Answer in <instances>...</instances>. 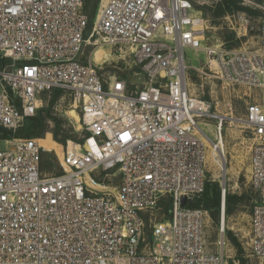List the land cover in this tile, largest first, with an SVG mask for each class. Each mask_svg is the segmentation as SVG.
<instances>
[{"label":"built area","instance_id":"built-area-1","mask_svg":"<svg viewBox=\"0 0 264 264\" xmlns=\"http://www.w3.org/2000/svg\"><path fill=\"white\" fill-rule=\"evenodd\" d=\"M85 6L86 0H0V140L6 144L0 264L226 263L227 182H220L217 251L207 245L209 212L188 207L206 190L213 152L220 170L227 168L219 152L226 161L228 119L212 115L209 103L190 91L188 49L205 51L211 73L248 98L240 120L254 142L248 245L264 264V22L255 50L208 47L210 21L192 0H107L93 29ZM96 36L129 51L141 85L106 77L84 60ZM56 90L69 95L88 136L80 151L63 147L57 155L63 172L53 175L43 169L47 150L38 138L11 133ZM211 119L217 120L213 137L202 128ZM102 174L118 176L120 185L107 186ZM164 200L171 217L157 223Z\"/></svg>","mask_w":264,"mask_h":264},{"label":"rangeland","instance_id":"rangeland-1","mask_svg":"<svg viewBox=\"0 0 264 264\" xmlns=\"http://www.w3.org/2000/svg\"><path fill=\"white\" fill-rule=\"evenodd\" d=\"M102 1L104 0H99L96 6L97 0H88L91 29L94 28L97 22ZM192 1L196 9L202 11L203 15L210 21V31L207 35L205 46L215 47L228 42H234L232 48L235 49L255 50L259 47L261 28L264 22V0H235L239 2L238 5L243 9L226 14L220 18H215L218 12L216 6L224 0ZM94 10L95 13H92ZM240 17L245 18L246 22L242 24L239 19ZM224 38L230 40L227 42ZM95 41L98 42L96 46L90 44L86 47L84 56L86 62L91 61L106 77L113 75L120 76L134 83V88H136V85H141L137 81V76L135 75L137 69L133 65L132 56L128 50L106 46L99 36H96L92 42ZM99 49L106 51L109 54V58L96 62L94 57ZM185 58L189 65L188 81L192 94L209 103L212 115L228 118L224 123L226 161L223 159V164L226 162L227 168L222 172L215 161L216 159L213 160L214 156L212 153L213 157H211L209 162L210 173L207 183V185L210 184L211 196H214L215 190L220 189V182L224 183L226 181L227 196L231 195L242 198L241 202L232 207L233 212L226 215L225 222L226 233L229 231L233 232L241 244L242 253L238 252L226 235L229 247L225 264H242V260L245 261V264H259L257 258L249 250L248 245L251 214L256 201V195L250 184V155L254 142L250 131L240 121L245 119L248 98L244 95V90L228 86L211 73L208 66L209 60L205 51L197 52L188 49L185 52ZM70 105V97L66 93L62 92L60 95H57L55 92L45 93L42 96V104L35 118L27 121L25 126L15 134L11 133V136L14 138H26L19 136V133L42 135L41 138H38V142L47 150L43 155V169L47 174L56 175L63 172L57 157L58 155L59 158H62V147L67 149L69 145L71 147L82 145L88 136L87 131L72 116L67 114L75 112L71 110ZM233 119L239 121L235 122ZM216 123V119H211L202 125L203 130L210 137H213ZM59 129L73 136L65 145L55 140V133H58ZM79 141L82 142L78 143ZM0 149H6V144L2 140H0ZM225 174L226 180H224V177H221V175L225 176ZM101 179L105 180L106 185L112 188L120 185L118 176L106 177L105 174H102ZM212 184H217L219 187L212 188ZM202 197L203 195L195 198V201L200 200ZM199 208L207 210L211 216L206 229L207 245L211 250L217 251L219 249L217 243L222 235L221 211L219 218L216 219L214 209L206 208L203 203L200 204ZM170 217L171 207H163L155 212L153 219L154 221L156 219L157 223H166Z\"/></svg>","mask_w":264,"mask_h":264},{"label":"trees","instance_id":"trees-1","mask_svg":"<svg viewBox=\"0 0 264 264\" xmlns=\"http://www.w3.org/2000/svg\"><path fill=\"white\" fill-rule=\"evenodd\" d=\"M98 2L99 0H97V3H96V6L98 5ZM239 2L235 1V0H224L222 1L221 3H219L216 8L218 10L217 14H216V17L215 18H220L226 14H231L233 13L234 11H240L241 8L239 5ZM85 9L88 13V0H86V6H85ZM92 13H95V10L94 12ZM90 29H91V24H90ZM225 41H229L228 39L224 38ZM227 46H230V47H233L234 46V42H228L226 43ZM55 92L57 95H60L62 92L59 91V90H56V91H53ZM35 117L29 119L28 121L30 120H33ZM58 133H55V140L63 145H65L67 143L68 140L72 139L73 136H71L69 133L63 131L62 129H59V131H57ZM19 136H24L26 138H41L42 135L38 134H22V133H19ZM56 142V143H57ZM82 142V141H81ZM80 141L78 143H81ZM60 145V144H58ZM61 146V145H60ZM62 147V146H61ZM63 148V147H62ZM195 201V200H194ZM191 201L189 202L188 204V207L190 208H199L200 204L203 203L205 204V207L208 208V209H214V215L216 216V219L219 218V215H220V209H221V191L220 189L219 190H215L214 191V196H211V189H210V184L207 185L206 187V190L203 194V197L200 199V200H197V201ZM242 201V198L238 197V196H231V195H228L226 197V215L227 214H231L233 212L232 210V207L234 205H237L239 202ZM162 207H171L170 205V201L168 200H164L163 201V206ZM169 210V209H168ZM170 213V212H169ZM228 239L231 241V243L236 247V249L238 250L239 253H242V249H241V244L239 243V240L236 238V236L233 234V232H227L226 233ZM242 264H245V261L242 260L241 261Z\"/></svg>","mask_w":264,"mask_h":264},{"label":"bare ground","instance_id":"bare-ground-1","mask_svg":"<svg viewBox=\"0 0 264 264\" xmlns=\"http://www.w3.org/2000/svg\"><path fill=\"white\" fill-rule=\"evenodd\" d=\"M106 2H107V0L102 1V5H105ZM94 58H95L96 62L103 61V60L109 58V54L106 51H104L102 49H99L96 52V55H95ZM67 114H69L70 116H72L76 121H79V116L77 115L76 112H69ZM70 144H72V143H70ZM70 148L73 149V150L75 149L76 151H80L81 150V146L80 145H75L74 147H71V145H70ZM223 152L225 154V146L223 148ZM219 153H220V156H221V159H222V163H223V159H224L223 157L224 156L222 155V152L221 151ZM61 154L63 156V148L61 150ZM213 156L216 159V157L218 156V153L217 152H213ZM224 170H225V167H224Z\"/></svg>","mask_w":264,"mask_h":264},{"label":"water","instance_id":"water-1","mask_svg":"<svg viewBox=\"0 0 264 264\" xmlns=\"http://www.w3.org/2000/svg\"><path fill=\"white\" fill-rule=\"evenodd\" d=\"M217 187H219V185H217V184H212V188H217ZM187 202H188L187 197H183V198H182V206H186V205H187Z\"/></svg>","mask_w":264,"mask_h":264}]
</instances>
